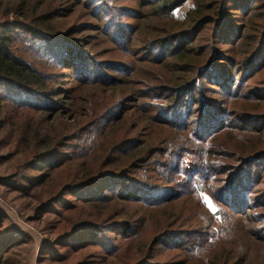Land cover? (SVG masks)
Listing matches in <instances>:
<instances>
[{
	"label": "trees",
	"instance_id": "trees-1",
	"mask_svg": "<svg viewBox=\"0 0 264 264\" xmlns=\"http://www.w3.org/2000/svg\"><path fill=\"white\" fill-rule=\"evenodd\" d=\"M0 143L39 264H264V0H0Z\"/></svg>",
	"mask_w": 264,
	"mask_h": 264
},
{
	"label": "rangeland",
	"instance_id": "rangeland-1",
	"mask_svg": "<svg viewBox=\"0 0 264 264\" xmlns=\"http://www.w3.org/2000/svg\"><path fill=\"white\" fill-rule=\"evenodd\" d=\"M188 5H184L180 10L176 11V16L182 11L187 9ZM1 144V143H0ZM8 149L11 146L7 147ZM7 148L0 149V156L3 157ZM0 157V158H1ZM17 157H19L17 155ZM17 157H4V160L0 161V177H8L13 166L16 164ZM206 204L210 209L211 205L207 200ZM24 200L17 197L16 193L4 192V188L0 186V211L9 218V220L14 224V226L24 232H26L33 240V242L22 245L20 251H17V258L26 264H39L37 262L39 246L42 243V237L39 234V226L37 224H31L27 222V217L30 216L31 212L23 209ZM47 264V263H42Z\"/></svg>",
	"mask_w": 264,
	"mask_h": 264
}]
</instances>
